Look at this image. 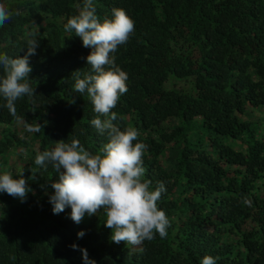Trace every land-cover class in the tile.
Segmentation results:
<instances>
[{
  "label": "trees",
  "instance_id": "16d2710c",
  "mask_svg": "<svg viewBox=\"0 0 264 264\" xmlns=\"http://www.w3.org/2000/svg\"><path fill=\"white\" fill-rule=\"evenodd\" d=\"M0 3L19 12L0 27V53L24 56L37 32L28 77L36 96L16 111L43 126L25 131L0 98V174L22 172L31 189L23 202L0 193V264H84L80 249L95 264H264V0H94L101 21L120 8L135 22L113 54L128 75L113 123L138 130L143 179L166 188L157 206L167 235L139 246L111 241L103 209L79 224L68 207L54 215L60 173L34 163L58 141L78 139L92 154L108 142L90 124L86 93L73 92L77 76L93 74L91 49L64 31L83 0Z\"/></svg>",
  "mask_w": 264,
  "mask_h": 264
},
{
  "label": "clouds",
  "instance_id": "9594fccd",
  "mask_svg": "<svg viewBox=\"0 0 264 264\" xmlns=\"http://www.w3.org/2000/svg\"><path fill=\"white\" fill-rule=\"evenodd\" d=\"M13 13L0 3V27L10 21ZM135 30V22L120 8L112 9L111 18L101 21L96 15L94 0H83L78 15L71 16L64 24L65 32H74L82 41V46L90 48L86 62L91 73L83 78H75L73 92L85 94L90 99L96 118L90 121L96 131L107 134L108 142L97 154L87 151L78 139L70 143L58 141L51 150L38 152L35 165L46 169L48 165L60 173L59 181L50 187L54 194L49 197L53 214H59L66 207L71 209V220L79 224L85 215H97L104 210V226L111 229L113 243H127L139 246L145 240H152L156 234L161 238L167 235L170 226L164 211L157 202L166 191L159 183L150 189L151 181L143 179L145 168L143 155L146 145L134 143L139 137L135 128L121 130L113 122L117 114L112 111L120 97L127 92L128 75L115 64L113 55L119 46L127 43ZM37 32H30L27 51L22 57H9L0 53V98L4 107L18 125L29 133H39L42 125L29 123L17 115V100L35 95L28 79L31 67L29 57L35 55L38 47ZM100 117H104L101 119ZM63 169V172L60 170ZM14 179L10 172L0 174V193H6L22 202L31 191L22 172ZM251 206V201L244 200ZM83 232L77 233L82 237ZM76 249L75 244L70 246ZM84 264H95L88 258L87 251L80 249ZM201 264H216L211 256L203 257Z\"/></svg>",
  "mask_w": 264,
  "mask_h": 264
}]
</instances>
